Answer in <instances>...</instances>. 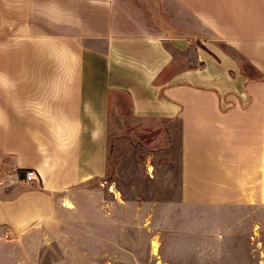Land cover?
Here are the masks:
<instances>
[{
  "label": "crops",
  "instance_id": "obj_1",
  "mask_svg": "<svg viewBox=\"0 0 264 264\" xmlns=\"http://www.w3.org/2000/svg\"><path fill=\"white\" fill-rule=\"evenodd\" d=\"M173 9L211 50L195 66ZM0 18V235L107 174L114 112L160 132L183 202L264 206V0H0Z\"/></svg>",
  "mask_w": 264,
  "mask_h": 264
},
{
  "label": "rangeland",
  "instance_id": "obj_2",
  "mask_svg": "<svg viewBox=\"0 0 264 264\" xmlns=\"http://www.w3.org/2000/svg\"><path fill=\"white\" fill-rule=\"evenodd\" d=\"M172 11L170 34L187 40L195 66L197 51L211 50ZM111 116L107 174L57 195L37 226L0 235V264H264V206L183 202L176 163L154 150L160 132L126 111Z\"/></svg>",
  "mask_w": 264,
  "mask_h": 264
},
{
  "label": "built area",
  "instance_id": "obj_3",
  "mask_svg": "<svg viewBox=\"0 0 264 264\" xmlns=\"http://www.w3.org/2000/svg\"><path fill=\"white\" fill-rule=\"evenodd\" d=\"M38 177L37 171L35 169H28L25 172V176H24V182L25 183H32L33 181H35Z\"/></svg>",
  "mask_w": 264,
  "mask_h": 264
}]
</instances>
